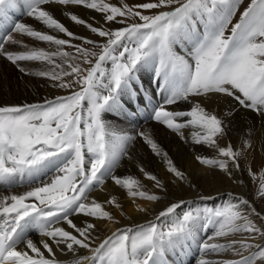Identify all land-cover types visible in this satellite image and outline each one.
<instances>
[{"label": "snow or ice", "instance_id": "obj_1", "mask_svg": "<svg viewBox=\"0 0 264 264\" xmlns=\"http://www.w3.org/2000/svg\"><path fill=\"white\" fill-rule=\"evenodd\" d=\"M241 4L243 0H149L117 7L104 0H0V18L23 7L25 14L44 28L82 41L73 44L22 22L8 28L0 24V31L5 33L0 36V57L21 73L49 80L51 87L69 93L38 102L0 104V188L29 186L22 193L0 196V264H62L55 258L53 247L74 257L68 264H167L165 254L169 250L194 241L201 253L231 251L239 257L220 261L201 258L198 264H264V243L248 242L257 238L264 242V227H257L249 216L264 217L248 199L235 197L221 209L189 210L175 219L173 215L186 201L171 202L155 221L118 228L95 247L100 239L96 221H111L113 217L102 203L89 201V194L107 178L133 197L152 201L162 198L138 190L139 181L132 177L114 175L124 157L131 159L129 150L138 138L163 159L167 172L181 181L188 179L150 132L113 130L105 115L127 114L126 109L133 113L142 109L146 120L179 133L181 138L182 130L197 129L192 133V142L218 149L223 159L197 156L196 160L243 183L234 176L233 169L241 171L244 151L234 149L230 142L225 147L218 144V138L227 135L229 123L198 102L201 97L230 98L264 118V0H250L233 23ZM69 5L101 13L104 24L120 27L93 26L70 13L71 21L103 39L76 35L50 10L52 6ZM153 9L168 10L152 15L141 11ZM12 33L55 45L56 50L11 51L9 48L19 43ZM64 46L75 51H64ZM177 46L184 55L175 51ZM22 62L52 67L31 72L21 66ZM148 66L152 67L148 83L155 85L151 97L143 94L139 75ZM123 97H127L128 105ZM180 102L189 107H175ZM248 147L251 143L245 142ZM248 171L255 177L251 168ZM145 175L167 191L157 175ZM256 197L264 200V179ZM108 203L116 204L115 197ZM81 214L85 219L74 223L73 217ZM61 223L70 230L59 226ZM212 226L215 231L208 240L236 233L247 234V239L228 243L196 241L199 231ZM32 230L39 233V244L51 258H46L30 238ZM81 250L91 255L80 254Z\"/></svg>", "mask_w": 264, "mask_h": 264}, {"label": "bare ground", "instance_id": "obj_2", "mask_svg": "<svg viewBox=\"0 0 264 264\" xmlns=\"http://www.w3.org/2000/svg\"><path fill=\"white\" fill-rule=\"evenodd\" d=\"M111 1L114 3L119 0ZM50 10L53 12L55 18L64 23L66 27L70 26L69 14L71 10L78 14L79 17L85 18L89 22L93 23V25L99 24V19L102 15L101 13H98L94 10L75 5L52 6ZM163 10L168 9H160V11ZM8 13H10V15L12 16L13 23H26L33 26L37 30H43L48 34L56 35L57 38L68 39L66 34L56 32L55 30L46 29L34 19L28 17L24 12L23 7H20L15 11H8ZM81 31H83V29ZM4 34V32H0V36H3ZM12 34L14 36V39L16 40L19 37L25 36L24 34L18 33ZM83 34L86 33L84 32ZM31 43L34 44V46L27 43V47L23 48L20 43L12 45L10 48L8 45H5V47L9 48V50L11 51L41 48L50 52L56 50L55 45H51L47 42L36 41L33 38H31ZM185 47H188V45H185ZM175 51L180 55H184V52L182 51L180 46H177L175 48ZM56 62L61 63L59 58H56ZM21 66L26 67L31 72L46 70L52 67L50 65H47L46 63L41 62H22ZM0 71L4 78L2 80H5L6 83L4 84V86H8L7 92L10 94L9 96H7L2 93L3 96L1 95L2 97H0V104L38 102L43 98L52 99L55 96L66 95L68 93L63 89L51 87L52 82L49 80L21 73L17 70L15 65H12L3 57H0ZM139 75L141 81H143L144 84L143 94L151 97L153 94V89L155 88L154 84L150 85L148 83L152 76V67L148 66L142 69ZM156 98L159 99V97ZM122 100L126 105L129 104L127 97H123ZM198 102H201L202 106H204L207 111L214 112L219 118L224 119L230 125L229 128L226 129L227 135L224 138H218V144L220 147H225L229 142L232 143L231 141L234 140L235 142L234 144H232L234 149H239L240 145H243L245 142H250L251 146L255 149H258L259 146L264 148V129L260 126V119L262 117H260L258 114L242 108L230 98L225 99L221 97L217 99V97L213 96L210 100L208 97H201L198 98ZM135 107V105H132V108ZM175 107L187 109L189 105L184 102H180ZM126 112L127 114H121L125 119L127 118L132 120L129 121V123L123 119L119 112L108 113L105 115V119L112 125L113 130L117 131L118 133L134 134L137 131L150 132L152 136L157 140L159 145L163 148V150L168 153L169 157L173 159V161L182 171H184L188 179L185 181H181L167 172L166 164L164 163L163 159L151 153L149 147L141 142V140L138 138L134 142L133 147L129 150L131 159H129L127 156L124 157L115 169L114 175L121 178L132 177L133 179L139 181L138 190L145 191L148 194L165 197L164 199L161 198L160 200H157L155 202L144 198H139L138 196L133 197L129 195L126 188L117 185L111 178L105 179L102 186L97 187L89 194V201L95 199L97 200V202L102 203L104 205V210L108 211L113 219L111 221L103 222L96 221L98 228H100V232L98 233L100 239L95 241L93 245L94 247L98 246L99 243L104 238H106V236L111 235L112 232H114L118 228L143 225L152 219H156L159 212L164 210L166 205H169L171 202L179 201L182 199L190 205H196V201H216V199H219V197H223L226 194L232 192V181L230 179L223 175L218 169H214L210 166H203L199 163V161L196 160L197 156H215L216 158H219L218 149L210 148L207 145H197L192 142V133L194 131H197V129L186 128L182 130L184 138H181V135L179 133H175L153 120H146L142 109H136L135 113H133L129 109H126ZM261 130L262 132H260ZM246 158L247 157L245 156H242L240 158L241 165L245 162L250 163V161ZM258 159H260V157L255 155L252 161L254 160V163H257L259 162ZM141 168H143L144 171H141ZM145 172H151L152 174L157 175L158 178L168 186V190L163 192L162 190L157 188L153 189L152 186L154 185L155 181L148 179L145 175ZM238 180L245 181L244 178L241 177H238ZM185 183H188L192 186L195 185V191L192 188L186 187L184 185ZM28 187V185H22L11 189L0 188V196L7 195L9 194V192L22 193L23 191L27 190ZM133 190H137V188L134 187ZM196 191L204 193L196 195ZM236 194L243 195V192L239 191ZM113 197H115L116 204H118L119 207H117L116 204L108 203V201ZM201 197H208V199H201ZM251 205L257 208L256 205L254 206L252 203ZM120 207L122 208V210ZM141 208L146 209V211H140ZM259 213L262 212L259 210ZM84 219L85 217L82 214L73 217L74 223L77 224H79ZM255 219H257V217H255ZM256 223L260 227H264V224L260 220V218ZM59 226L65 227L66 230H70L66 223H61ZM214 229V226H212L208 227L205 230L199 231L196 237V241L203 240L210 243L230 242L229 240H225L223 238L208 240V234H211L212 230L214 232ZM30 238H32L34 242L38 243V246L41 247V250L44 252L46 258H51V256L47 253V250L43 249L42 245L39 244L42 238L37 231L32 230ZM43 239L48 238L45 237ZM253 242H259V238ZM176 249H178L177 246L175 250H169L165 254L166 259L170 262H168L169 264H198V261L201 258L212 261L235 260L239 258L231 251L223 252L220 254L201 253L198 250L197 243L195 241L188 243V250L183 254ZM28 251L30 255H34L30 250ZM53 251L55 254V258L58 261H61L62 264H68L69 261L74 259L71 254L61 252L55 247H53ZM80 254L90 256L91 252H89L88 250H81Z\"/></svg>", "mask_w": 264, "mask_h": 264}, {"label": "rangeland", "instance_id": "obj_3", "mask_svg": "<svg viewBox=\"0 0 264 264\" xmlns=\"http://www.w3.org/2000/svg\"><path fill=\"white\" fill-rule=\"evenodd\" d=\"M105 3H111L117 7H123L125 4H127L128 6L132 7V6H135L137 4H141V3H145V2H149V0H119V1H116V2H112L111 0H104ZM248 3V0H243V4L240 6V9L239 11L237 12V16L234 18L233 20V23H235V21L239 18V14L240 12L243 11L244 7L247 5ZM143 12V14H146V15H152L154 13H158L160 11V9H153V10H141ZM70 13L74 14L75 12H73L72 10L70 11ZM76 14V13H75ZM102 16L103 14L101 15V18L99 19V24L98 25H93V26H101L103 25L104 27H113V28H116V27H120V25H116V24H110V25H107V24H104V21L102 19ZM81 18V17H80ZM82 19H85V18H82ZM102 19V20H101ZM87 22H89L87 19H85ZM103 21V22H102ZM70 26H67L69 27L68 29L69 30H72V32L76 35H80V36H83V37H87V38H91V39H94V40H98V41H101L103 38H100L98 37L96 34H93L91 33L87 28L86 26H83V25H77L75 24V22L71 21L70 20V23H69ZM76 27V28H75ZM83 31H81L82 29ZM85 30V31H84ZM80 32V33H79ZM86 33V34H83V33ZM227 34V33H226ZM34 39V38H33ZM68 40L71 41V43L73 44H82V41L80 40H74L70 37H68ZM17 41H19L18 44L21 43L22 47L24 48L25 45L27 46L28 44L34 46V44L31 43V38L30 37H27L26 35L23 36V37H19L17 38ZM28 43V44H27ZM87 47H91L90 45H88ZM15 50V49H14ZM64 51H68V52H74L75 49L69 47V46H64ZM15 51H18V50H15ZM21 51H29V50H21ZM16 67V66H15ZM107 67H111V65H107ZM17 68V67H16ZM18 70V68H17ZM19 71V70H18ZM24 74V73H23ZM4 79L3 76H2V73L0 71V97L3 96V94L9 96L10 94L7 92V87L8 86H4L5 83V80H2ZM3 85V86H2ZM66 91V90H65ZM3 93V94H2ZM69 94V93H67ZM66 94V95H67ZM2 95V96H1ZM4 95V96H5ZM247 110H250V109H247ZM251 111V110H250ZM253 112V111H252ZM120 115L122 116L121 112H119ZM257 114V113H255ZM123 117V116H122ZM124 120H126V122L129 123V121H132L131 119H125L123 117ZM260 126L261 128L264 129V118H261L260 119ZM262 132V130L260 131ZM232 143L231 144H234V140L231 141ZM244 145V146H243ZM243 145H240L239 149H242L244 151V155L245 157H247L246 159L250 161V163H243L241 165V171L240 172H235V170L233 169L234 171V176L238 179V177H241V178H244L245 181H243V183H239V182H236L235 180H232V192H230L232 195H229L226 194L225 196L223 197H219V199H216V201H196V205H190L189 203H185V205L181 208V209H178L177 210V213L173 215V219H175L176 216H179V215H182L184 212H187L189 210H202L204 208H211V209H221L223 208L225 205L229 204V203H232L234 202V198L235 197H242V198H245V199H248L254 206L256 205L257 209V212L259 213V210L262 212V213H259V215L261 217H264V200H260L256 197V191L259 187V184L261 183L262 179H264V177H261V172H264V148L262 147H258V149H255L254 147H248V148H245V143ZM255 152V153H254ZM259 152V153H258ZM250 155V156H249ZM257 155L260 157V159H258L259 162L257 163H254L255 161L253 159V157ZM209 158H216L215 156H207ZM220 159H223V157H220ZM249 158V159H248ZM200 163V162H199ZM201 164V163H200ZM203 166H206V167H209L208 165H204V164H201ZM231 167V165H230ZM251 168V171L254 172L256 175L255 177H253L252 175L249 174V171L248 169ZM184 172V171H183ZM238 175V176H237ZM234 181V182H233ZM186 187H189V188H192L194 191L196 189V186H192L188 183H185L184 184ZM166 189L168 190V186L165 185ZM245 187V188H244ZM153 189H160L156 183H154V185L152 186ZM152 189V190H153ZM161 190V189H160ZM236 190V191H235ZM243 192V195H238L236 194L237 192ZM165 192V191H163ZM202 194L204 192H197L196 191V195H199V194ZM241 194V193H240ZM165 197V196H164ZM164 197H162L164 199ZM141 198V197H139ZM146 199V198H144ZM148 200V199H147ZM152 201V200H151ZM157 201V200H156ZM152 202H155V201H152ZM174 202H177V201H174ZM188 204V205H187ZM202 204V205H201ZM167 206V205H166ZM121 208V207H120ZM122 210V208H121ZM146 211V209H145ZM247 209H245V212L247 213ZM144 212V211H142ZM255 217H257L256 215H251L249 216V219L253 220L254 223L257 225V220H259V217H257V219H255ZM156 219H152L150 220L149 222H152V221H155ZM261 220V219H260ZM264 224V220H261ZM147 222V223H149ZM201 222H203V218H201ZM145 223V224H147ZM263 226V225H262ZM200 227V224L197 225V228ZM257 227H260L259 225H257ZM117 230V229H116ZM115 230V231H116ZM114 231V232H115ZM215 231V229H214ZM212 233L214 234L213 230L211 231V234H208L209 237L212 236ZM207 235V236H208ZM225 239V240H245L247 239V234H241V233H236L232 236H229V237H220V239ZM237 238V239H236ZM258 239V238H257ZM239 240V241H240ZM248 242H253L252 240H249ZM259 242L261 243H264L262 241L259 240ZM228 243V242H226ZM177 248L176 249L177 251L181 252V253H184L187 249H188V243H185L183 244V247H181L179 244L177 245ZM244 255H248L247 252L244 253ZM239 259V258H238Z\"/></svg>", "mask_w": 264, "mask_h": 264}, {"label": "crops", "instance_id": "obj_4", "mask_svg": "<svg viewBox=\"0 0 264 264\" xmlns=\"http://www.w3.org/2000/svg\"><path fill=\"white\" fill-rule=\"evenodd\" d=\"M242 5V4H241Z\"/></svg>", "mask_w": 264, "mask_h": 264}]
</instances>
